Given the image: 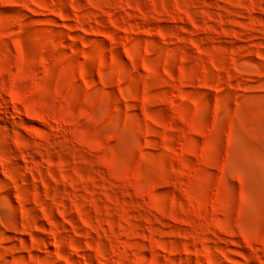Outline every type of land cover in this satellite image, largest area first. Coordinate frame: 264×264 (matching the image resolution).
<instances>
[{
	"label": "rangeland",
	"instance_id": "obj_1",
	"mask_svg": "<svg viewBox=\"0 0 264 264\" xmlns=\"http://www.w3.org/2000/svg\"><path fill=\"white\" fill-rule=\"evenodd\" d=\"M0 264H264V0H0Z\"/></svg>",
	"mask_w": 264,
	"mask_h": 264
}]
</instances>
